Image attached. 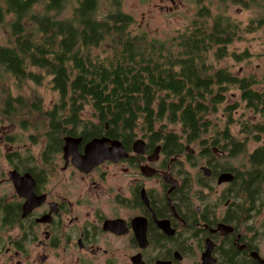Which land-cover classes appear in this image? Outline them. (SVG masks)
<instances>
[{
    "label": "trees",
    "instance_id": "1",
    "mask_svg": "<svg viewBox=\"0 0 264 264\" xmlns=\"http://www.w3.org/2000/svg\"><path fill=\"white\" fill-rule=\"evenodd\" d=\"M247 1L218 0V6L236 3L248 8ZM121 3L109 0L101 11V0H0V25L7 24L12 41L0 45L4 74L0 78L36 86L49 79L57 94V101L44 112L48 126L42 161L60 154L63 138L79 136L78 129L82 138L105 136L119 140L126 150L141 135L167 156L187 154L190 146L200 145V154H226L221 170L231 173L233 179L222 197L245 200L246 206L239 207L245 214L249 204L256 205V213L261 214L264 90L254 89L257 82L253 77L239 78L215 66L226 57L236 62L248 58L247 52H228L238 25L203 4L183 33L159 40L146 32L134 33V20L122 11ZM256 25L264 27V16ZM1 89L3 117L42 113L40 103L29 109L22 95L13 97L3 85ZM232 89L239 92L244 108L253 112L251 118L259 115L260 121L234 120L239 105L235 102L222 109L225 124L215 128L211 117ZM86 107L96 123L82 120ZM168 125L178 127L180 135ZM233 126L242 138L234 136ZM249 143L259 145L249 150ZM7 155L10 165L17 155L25 164L32 159L19 152ZM239 158L242 164L235 163ZM184 190L179 199L187 200Z\"/></svg>",
    "mask_w": 264,
    "mask_h": 264
},
{
    "label": "flooded vegetation",
    "instance_id": "2",
    "mask_svg": "<svg viewBox=\"0 0 264 264\" xmlns=\"http://www.w3.org/2000/svg\"><path fill=\"white\" fill-rule=\"evenodd\" d=\"M77 131L79 154L61 151L46 162L30 154L29 164L17 155L8 167V177L16 174L0 187V264H133L138 256L144 264H264V217L256 205L245 214V200L194 196L195 187L230 183H217L229 173L221 170L226 154L199 152L197 183L174 166L193 153L167 156L142 138L143 154L133 153L135 141L129 150L121 143L127 154L83 172L77 158L90 140L105 136L87 139ZM184 189L187 200L179 199Z\"/></svg>",
    "mask_w": 264,
    "mask_h": 264
},
{
    "label": "rangeland",
    "instance_id": "3",
    "mask_svg": "<svg viewBox=\"0 0 264 264\" xmlns=\"http://www.w3.org/2000/svg\"><path fill=\"white\" fill-rule=\"evenodd\" d=\"M108 1L101 0V11H105ZM247 3L249 4L248 8L236 3H229L228 6H222L221 4L218 6V0H122L121 9L133 18L134 25L132 30L134 33L146 32L151 38L165 41L183 33L201 5L206 4L213 14L223 12L238 25L236 38L228 46V52H234L238 55L247 52L248 58L236 62L231 57H226L215 63V66L226 69L230 74L239 78L249 76L255 78L257 85L254 89L261 91L264 90V27H257L256 22L264 16V0H248ZM11 42L7 24L0 25V45L8 46ZM99 52L101 53V51ZM0 77L4 78L1 69ZM48 81L49 79H45L42 85L36 86L31 82H17L13 78L5 80L0 78V93L3 91L1 89V85H3L7 91L13 94V97H16L17 94L22 95L27 100L29 109L31 104L40 103V110L42 111V113L29 111L13 118H5L0 114V187L2 189L6 188L8 178L11 180L10 176L8 177L7 175L8 167L11 168L6 157L8 156L7 154L19 152L20 154H32L34 158H38L42 152L45 144L44 134L48 126L44 112L57 101V94L51 89ZM225 96L224 104L219 108L218 113L211 117L215 128L221 129L225 124L222 109L235 102L239 105L233 114L234 120L244 118L252 123L260 121L259 115L251 118L253 112H248L244 108V104L239 100V92L236 89H232ZM1 107L0 98V109ZM93 116L89 107H86L81 114L82 120L96 123V119ZM167 128L180 135L178 127L168 125ZM232 132L237 139L242 138V135L237 133V127L233 126ZM140 136L136 137L134 141L142 139ZM34 139L37 140V143H33ZM263 142L264 140L261 144ZM258 145L249 143V150H253ZM189 149L192 150L193 157L187 159L186 156H181L174 160V166L181 164L187 173L193 174L195 181L198 183L202 181L200 175H198V167L203 164L197 157L200 145H192ZM187 154L190 153L188 152ZM235 163L242 164V159L239 158V161ZM218 169L219 166H216L215 170L218 171ZM119 176L126 184L129 182L128 177L125 179L123 174H119ZM147 184L148 186L155 185L156 188H159V185L154 181H149ZM213 187L212 192L195 187L194 196L202 195L206 200L214 203L217 201L218 195L227 186L223 184ZM261 217H264V208L262 209Z\"/></svg>",
    "mask_w": 264,
    "mask_h": 264
},
{
    "label": "water",
    "instance_id": "4",
    "mask_svg": "<svg viewBox=\"0 0 264 264\" xmlns=\"http://www.w3.org/2000/svg\"><path fill=\"white\" fill-rule=\"evenodd\" d=\"M63 143L64 146L62 148V152H64V154H69L67 153L69 152H75V154H79L78 153V146L81 142L75 141L73 138L71 137H65L63 139ZM109 148L107 147L108 145ZM75 147H74V146ZM159 147V146H158ZM90 148H93V150H90ZM85 156H79V158H77L78 161V167L81 168V170L83 172H88L91 170V168H93V166H97L99 165L101 162L105 161V160H113V154H116V152H118V154L120 153L122 154H127V152L125 151L124 147L122 146L121 142L118 140H110L108 138L102 137V138H98V139H92L90 140L86 145H85ZM132 151L135 154H143L145 152V144L143 142V140L141 139H137V141L134 142V144L132 145ZM158 152V148L155 151V154ZM188 152L190 154H192L191 150H189L188 148ZM119 156V155H118ZM81 164H83V166H81ZM15 172H11L10 173V179L11 181H13V176L15 175ZM233 179L232 174L230 173H224L222 175L219 176L218 178V184L221 183H227V182H231ZM27 204H29V198H27ZM138 261V262H137ZM135 262H137V264H144V262L141 260V257L139 258V256L137 257V260L133 262V264H135ZM155 264H169L168 262H162V261H157Z\"/></svg>",
    "mask_w": 264,
    "mask_h": 264
},
{
    "label": "bare ground",
    "instance_id": "5",
    "mask_svg": "<svg viewBox=\"0 0 264 264\" xmlns=\"http://www.w3.org/2000/svg\"><path fill=\"white\" fill-rule=\"evenodd\" d=\"M69 138V137H68ZM71 138H73V137H71ZM75 141H77L78 140V142H81V139H75V138H73ZM74 146V145H73ZM76 146V145H75ZM74 146V147H75ZM90 150H93V148H90ZM67 153H69V154H75V152L73 151V152H67ZM116 154H118V152H116ZM120 154V153H119Z\"/></svg>",
    "mask_w": 264,
    "mask_h": 264
}]
</instances>
